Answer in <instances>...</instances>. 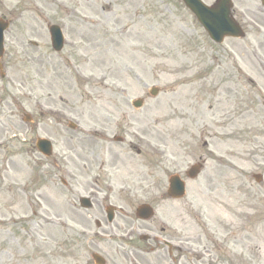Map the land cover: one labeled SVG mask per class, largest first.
Wrapping results in <instances>:
<instances>
[{"label":"rangeland","instance_id":"374dc122","mask_svg":"<svg viewBox=\"0 0 264 264\" xmlns=\"http://www.w3.org/2000/svg\"><path fill=\"white\" fill-rule=\"evenodd\" d=\"M0 17L10 22L0 78V264H94L92 252L106 264H264L259 25L214 44L180 0H0ZM53 23L65 36L58 53ZM150 86L160 90L154 98ZM135 98L142 107H132ZM43 136L54 144L49 158L35 148ZM201 160L195 179L184 176L185 196L164 200L168 176ZM82 195L93 198L90 210L79 207ZM141 202L156 208L147 221L132 211ZM104 203L122 208L110 225ZM143 227L173 240L171 257L138 238Z\"/></svg>","mask_w":264,"mask_h":264},{"label":"water","instance_id":"95a60500","mask_svg":"<svg viewBox=\"0 0 264 264\" xmlns=\"http://www.w3.org/2000/svg\"><path fill=\"white\" fill-rule=\"evenodd\" d=\"M188 7H190L192 10L196 12V15L198 18H200L203 26L208 31L209 35L216 41H220L222 39V36L225 33H236L234 29V25L231 24V20L227 18V14L224 11L222 12V15L214 14L213 12L206 16L205 13L206 7L200 3L198 0H185ZM7 23L0 20V55L3 51V30L6 28ZM52 29H54V34L52 36L53 44L56 49H60L61 47V37L60 32L57 26H53ZM155 93L154 91L152 92ZM38 148L45 154H49L50 149V143L44 139H39L37 142ZM198 171V167L194 166L191 170V176H193ZM171 188L170 193L174 196H181L183 193V187L182 183L175 179L174 177L170 180ZM94 258L96 259L97 263L102 264L103 260L99 258L98 256L94 255Z\"/></svg>","mask_w":264,"mask_h":264},{"label":"flooded vegetation","instance_id":"af4514ba","mask_svg":"<svg viewBox=\"0 0 264 264\" xmlns=\"http://www.w3.org/2000/svg\"><path fill=\"white\" fill-rule=\"evenodd\" d=\"M256 9H257V6H255V8L252 10L246 9L245 11H241L240 12V20L243 22H246L247 18H251V19L256 20L257 22H260L261 19L259 18V16L261 17V15H263V14H261V15L257 14ZM259 10L264 11V9H259Z\"/></svg>","mask_w":264,"mask_h":264},{"label":"bare ground","instance_id":"6f19581e","mask_svg":"<svg viewBox=\"0 0 264 264\" xmlns=\"http://www.w3.org/2000/svg\"><path fill=\"white\" fill-rule=\"evenodd\" d=\"M102 8H104V5L102 6ZM108 8V7H107Z\"/></svg>","mask_w":264,"mask_h":264}]
</instances>
